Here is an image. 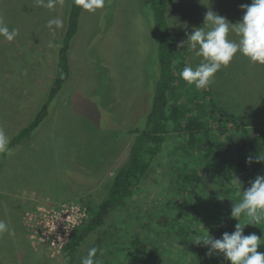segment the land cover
<instances>
[{
	"label": "rangeland",
	"instance_id": "rangeland-1",
	"mask_svg": "<svg viewBox=\"0 0 264 264\" xmlns=\"http://www.w3.org/2000/svg\"><path fill=\"white\" fill-rule=\"evenodd\" d=\"M69 1L51 0L49 7V0H0V26L16 30L11 41L0 35V135L6 140L0 146V222L7 228L0 232V264H63L58 249L33 236L27 212L36 222L40 212L49 214L42 220L46 224L53 209L73 205L86 209L104 198L115 171L129 156L135 137L131 130L144 121L156 83L158 26L151 16V0H104L94 11L83 9L70 51V79L33 137L7 149L54 79V56L66 31ZM251 3L168 0L166 16L177 40L176 96L188 84L180 76L183 65L195 68L202 59L187 44L178 45L194 28L203 27L207 11L235 24L244 15L241 5ZM53 20L60 24L49 26ZM229 38L238 39L233 33ZM207 88L213 110L242 119L244 135L254 136L264 124V65L237 54ZM191 101L192 95L183 102ZM181 142L178 134H170L135 200L89 237L77 253L79 264L93 247L96 264L123 260L119 241L139 232L154 240L156 264H231L222 255L209 257L206 247L191 240L206 228L217 239L234 232L239 221L231 218V210L241 192L213 197L216 189L237 188L235 179L221 178L220 188L192 198L193 206L184 208L185 187L171 172L176 167L173 151ZM241 224L247 219L242 217ZM257 227L250 224L244 230Z\"/></svg>",
	"mask_w": 264,
	"mask_h": 264
},
{
	"label": "trees",
	"instance_id": "trees-1",
	"mask_svg": "<svg viewBox=\"0 0 264 264\" xmlns=\"http://www.w3.org/2000/svg\"><path fill=\"white\" fill-rule=\"evenodd\" d=\"M167 2L168 0H151V16L158 26V40L155 43L158 47L156 61L159 71L151 89L147 115L141 125L131 130L135 137L129 156L115 171L106 195L86 208L88 218L74 229L63 246V264H79L77 253L82 245L94 232L105 226L113 213L127 208L135 200L153 161L164 150L172 132L184 139L173 151L176 167L171 170L174 179L185 187L181 197L184 208L193 206L194 198H200L210 190L213 192L212 187L220 188L221 178H237L240 183L236 182L237 188L234 185L216 189L212 196H234L241 192V198L243 190L250 187L251 181L257 176H264V160L258 159H264V124L254 136L248 135L249 133L244 135L242 119L223 110H213L208 86L197 90L194 85L185 84L178 96L173 92L174 87L179 85L174 64L177 40L166 16ZM83 9L74 0L69 1L66 31L54 56V79L32 118L16 131L8 142L7 149L20 146L33 137L50 115L57 97L70 79V51L79 30ZM191 95L192 101L185 104L183 101ZM168 219L171 223L173 215ZM146 225L143 228L145 230ZM156 229L159 230V225ZM255 229H245L244 234L255 233L259 236L261 240L258 251L264 252V221ZM123 234L129 236L126 231ZM119 242L124 254L123 260L117 259L112 264H122L124 261L125 264H156L159 259L158 248L151 236L143 237L139 232Z\"/></svg>",
	"mask_w": 264,
	"mask_h": 264
},
{
	"label": "clouds",
	"instance_id": "clouds-1",
	"mask_svg": "<svg viewBox=\"0 0 264 264\" xmlns=\"http://www.w3.org/2000/svg\"><path fill=\"white\" fill-rule=\"evenodd\" d=\"M74 3L94 11L103 6L104 0H74ZM48 6H52L51 0ZM241 8L244 10L243 18L235 24L212 10L207 11L203 27L194 28L187 40L178 45L182 48L187 44L196 57L202 58L195 68L188 64L180 72L181 78L197 90L206 88L214 75L222 67L228 66L237 54L246 57L254 65H264V0H252L250 5L244 4ZM53 23L59 25L60 21H50L49 26ZM230 33L238 39H230ZM0 35L11 41L16 30L10 31L7 26H0ZM4 143L6 140L0 135V146ZM258 159L264 160L260 157ZM235 182L240 183L237 178ZM242 217L247 219L244 226L241 224ZM231 218L239 221L234 232H224L217 239L206 228L194 235L191 241L206 247L209 257L222 255L231 264H264V252L258 251L261 238L255 233L244 234L245 226L258 225L264 221V176H257L250 182V187L243 190L239 202L233 203ZM6 230V225L0 222V232ZM96 254L95 247L89 249L81 264H96Z\"/></svg>",
	"mask_w": 264,
	"mask_h": 264
},
{
	"label": "built area",
	"instance_id": "built-area-1",
	"mask_svg": "<svg viewBox=\"0 0 264 264\" xmlns=\"http://www.w3.org/2000/svg\"><path fill=\"white\" fill-rule=\"evenodd\" d=\"M50 212L54 215L46 224L42 223V220L49 214L40 212V215H37L40 220L36 222L34 214L27 212V223L34 234L33 236L46 240L48 245L58 249L59 253L62 254V248L67 243L71 233L88 218V213L80 205L63 206V208L53 209Z\"/></svg>",
	"mask_w": 264,
	"mask_h": 264
}]
</instances>
